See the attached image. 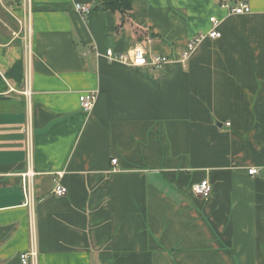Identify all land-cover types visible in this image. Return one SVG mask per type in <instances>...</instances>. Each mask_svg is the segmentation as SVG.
Returning <instances> with one entry per match:
<instances>
[{
    "label": "crops",
    "instance_id": "0c3cea01",
    "mask_svg": "<svg viewBox=\"0 0 264 264\" xmlns=\"http://www.w3.org/2000/svg\"><path fill=\"white\" fill-rule=\"evenodd\" d=\"M101 1L31 0L28 61L23 3L0 0V264H264V0H135L125 21ZM137 45L168 62L91 52Z\"/></svg>",
    "mask_w": 264,
    "mask_h": 264
},
{
    "label": "built area",
    "instance_id": "2783aa9c",
    "mask_svg": "<svg viewBox=\"0 0 264 264\" xmlns=\"http://www.w3.org/2000/svg\"><path fill=\"white\" fill-rule=\"evenodd\" d=\"M24 6V14L22 17V20H19V24L23 26L24 30V36H25V52L27 60L29 61L31 58V44H30V12H31V0H21ZM75 11L80 13L83 17H86L90 13V8L86 5L81 4H75L74 5ZM231 14L235 15H243L248 14L250 12V8L247 4H240L238 7L231 9L229 11ZM209 22L212 25V31L209 32V34H197L186 45L185 51L182 54V59L186 60L190 54L193 52L195 47L206 37L210 39H217L220 37V33L216 31L219 22L216 18L211 17L209 18ZM92 54L95 58H104L109 63H120L122 65L138 68L142 66H149L152 68H161L163 65H165L168 62V59L165 57H152L147 59L146 58V52L142 46H134L130 51L127 53H115L111 49H107L104 54H100L97 52L96 49L91 50ZM27 90L23 93L25 97L30 96L29 86H30V76L29 72L27 71V76L25 78ZM13 91V90H11ZM97 95L95 92H88L81 94L79 96V105L80 108L84 112H89L93 108L95 102H96ZM229 126V124H226ZM26 134L28 139V155L30 157L31 154V129H30V123H28L26 128ZM111 164L113 166L116 165V160H111ZM258 170L256 168H250L247 171L248 176H255L257 175ZM25 178V176H24ZM211 186L207 180H202L198 184L191 187V194L195 197L201 198V199H208L211 195ZM23 193L25 195V199L28 201L31 200L32 192H31V185L25 184V181L23 183ZM67 193L66 188L61 186L60 184H56L53 188L51 194L56 197H63ZM21 264H35L36 262V253L34 250H31L30 252L22 253L19 256Z\"/></svg>",
    "mask_w": 264,
    "mask_h": 264
},
{
    "label": "trees",
    "instance_id": "16d2710c",
    "mask_svg": "<svg viewBox=\"0 0 264 264\" xmlns=\"http://www.w3.org/2000/svg\"><path fill=\"white\" fill-rule=\"evenodd\" d=\"M135 0H102L96 9L118 15L119 20H127Z\"/></svg>",
    "mask_w": 264,
    "mask_h": 264
},
{
    "label": "water",
    "instance_id": "95a60500",
    "mask_svg": "<svg viewBox=\"0 0 264 264\" xmlns=\"http://www.w3.org/2000/svg\"><path fill=\"white\" fill-rule=\"evenodd\" d=\"M5 98L0 97V100H4Z\"/></svg>",
    "mask_w": 264,
    "mask_h": 264
},
{
    "label": "rangeland",
    "instance_id": "374dc122",
    "mask_svg": "<svg viewBox=\"0 0 264 264\" xmlns=\"http://www.w3.org/2000/svg\"><path fill=\"white\" fill-rule=\"evenodd\" d=\"M21 26H22V25H21ZM22 27H23V26H22ZM194 36H195V35H194ZM194 36H193V37H194ZM193 37H192V38H193Z\"/></svg>",
    "mask_w": 264,
    "mask_h": 264
}]
</instances>
